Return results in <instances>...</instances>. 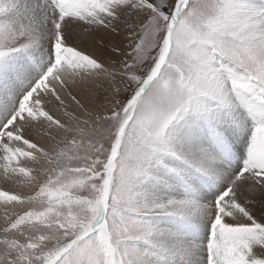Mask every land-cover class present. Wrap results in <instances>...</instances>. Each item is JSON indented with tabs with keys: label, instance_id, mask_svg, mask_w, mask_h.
I'll use <instances>...</instances> for the list:
<instances>
[{
	"label": "snow or ice",
	"instance_id": "1",
	"mask_svg": "<svg viewBox=\"0 0 264 264\" xmlns=\"http://www.w3.org/2000/svg\"><path fill=\"white\" fill-rule=\"evenodd\" d=\"M0 207V264H264V0H0Z\"/></svg>",
	"mask_w": 264,
	"mask_h": 264
},
{
	"label": "rangeland",
	"instance_id": "2",
	"mask_svg": "<svg viewBox=\"0 0 264 264\" xmlns=\"http://www.w3.org/2000/svg\"><path fill=\"white\" fill-rule=\"evenodd\" d=\"M105 36L104 32H99L96 34V40L98 41L101 37ZM94 42L90 39L89 41H87L86 45H81V47H86L88 51H92L93 47H94ZM4 213V208L0 207V215L2 216ZM258 214V213H257ZM258 217L260 216V214L257 215Z\"/></svg>",
	"mask_w": 264,
	"mask_h": 264
},
{
	"label": "bare ground",
	"instance_id": "3",
	"mask_svg": "<svg viewBox=\"0 0 264 264\" xmlns=\"http://www.w3.org/2000/svg\"><path fill=\"white\" fill-rule=\"evenodd\" d=\"M257 213H258V214H261V213H260V210H259V207H257L256 214H257ZM258 214H257V215H258ZM0 216H1V215H0Z\"/></svg>",
	"mask_w": 264,
	"mask_h": 264
}]
</instances>
